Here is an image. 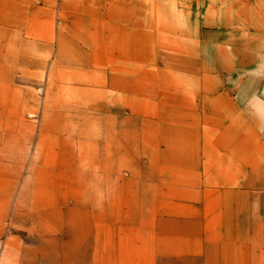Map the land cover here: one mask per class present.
<instances>
[{
    "label": "rangeland",
    "instance_id": "374dc122",
    "mask_svg": "<svg viewBox=\"0 0 264 264\" xmlns=\"http://www.w3.org/2000/svg\"><path fill=\"white\" fill-rule=\"evenodd\" d=\"M108 9L103 5L102 11ZM30 15L37 18L0 20V264H116V253L131 254L140 245L134 239L118 243L111 230L141 226L159 214L173 217L167 210L174 198L189 196L195 187L244 188L243 214L252 232L259 193L264 236V181L255 187V175H246L244 187L233 175L208 178L221 161L245 160L221 155L243 133H196L189 118L181 125L175 114H143L158 105L173 111L168 83L181 61L191 62L159 46L152 20H144L149 25L143 29L136 27L142 19L134 20L132 36L119 27L118 48L110 50L113 37L97 33L98 20L92 34H86L89 21L75 18L57 35L56 18ZM261 43L258 74L250 81L256 84L248 87L264 92V38ZM75 96L98 101L95 136L88 126L79 131L83 118L75 115L90 114L91 105L73 103ZM253 134L247 131L239 141L253 153L248 159L259 157ZM205 135L212 137L207 141ZM230 207H224L223 219L231 218ZM218 213L210 211L208 218L216 220Z\"/></svg>",
    "mask_w": 264,
    "mask_h": 264
},
{
    "label": "crops",
    "instance_id": "0c3cea01",
    "mask_svg": "<svg viewBox=\"0 0 264 264\" xmlns=\"http://www.w3.org/2000/svg\"><path fill=\"white\" fill-rule=\"evenodd\" d=\"M107 3L108 11H102ZM82 4L86 6L82 8ZM166 4H169L168 10ZM37 12H45L47 19H57V35L65 34L71 28L70 20L74 22L75 18L89 21L85 24L86 34H92L89 29L93 28V21L98 20L97 33L113 37L110 50L118 48L119 27L126 30V36H132L134 20L142 19L136 23L141 29L149 25L144 20H152L154 30H158L159 46H163L164 51L177 52L179 59H191V62L181 61L174 72V80L168 83L174 90L170 97L173 111L158 105L143 114L178 115L180 124L189 121V130L196 133L221 131L229 138L232 134L228 133H243L237 134L241 137L235 140L233 148L229 145L221 155H241L245 160L228 158L221 161L222 166L210 171L208 178L220 180L233 175L236 184L245 187L246 175L254 174V186H262L264 119L260 117L264 118V92L257 91L258 88L252 85L248 87L249 83L256 84L250 81L258 74L255 67L259 66V61L255 57H259L263 47L260 0H0V20L37 18L30 15ZM169 17L178 22H168L166 18ZM255 18L258 25L253 22ZM147 32L142 34L147 35ZM74 90L78 92L77 88ZM71 101L91 105L90 114L75 116L83 118L79 131L88 126V131L95 136L96 98L83 100V97L75 96ZM222 117L233 119L224 123ZM247 131L254 132L253 138L260 149L258 159H248L247 156L253 153L242 148L248 144H239L240 139L246 140ZM211 137L205 135V140ZM239 179L242 182L239 183ZM254 195L252 232L247 230L243 214L244 188L190 189L189 196L174 198L172 207L167 210L174 214L173 217L159 214L156 219L143 221L141 226L125 225L110 231L111 235L114 233L119 237L117 242L120 244L134 239L132 242L140 245L139 250L131 254L125 252L119 256L116 253V264H264L262 203L259 193ZM226 204L231 206L228 220L222 216ZM210 211L219 212L215 215L216 220L208 218ZM181 214L189 218H178ZM112 256L108 258L114 259Z\"/></svg>",
    "mask_w": 264,
    "mask_h": 264
}]
</instances>
